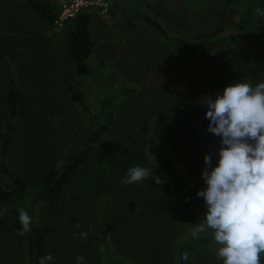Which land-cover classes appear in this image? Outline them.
<instances>
[{
    "label": "rangeland",
    "instance_id": "1",
    "mask_svg": "<svg viewBox=\"0 0 264 264\" xmlns=\"http://www.w3.org/2000/svg\"><path fill=\"white\" fill-rule=\"evenodd\" d=\"M57 13V0H50ZM106 14L90 8L89 63L98 86L80 76L67 59L70 20L59 27L44 26L23 6V0H0V54L10 65L22 90L26 116L19 123L6 155V166L31 186L46 169L58 166L66 151L88 126L83 110L71 99L67 85L80 92L96 116L106 94H120L116 123L106 133L90 159L82 165L59 200L36 209V221L46 238L42 256L51 254V264H106L100 251L104 239L97 229L100 202L108 206L107 243L125 264H179L178 245L190 238L191 228L175 201L170 183L153 162L146 139L157 116L163 117L160 147L179 169L199 224L207 209L196 193L206 187L201 178L204 156L215 167L220 142L196 119L203 99L236 83H251L255 69L264 62V19L245 36H235V27L246 11L239 0H108ZM155 19L170 37L187 41L204 35L220 41L214 50L192 64L176 59L162 41L136 17ZM129 24H134L130 28ZM222 28V31L215 29ZM225 41H222V40ZM0 65V134L7 128V85ZM4 72V74H3ZM256 73V72H255ZM261 83H264L261 82ZM150 168L162 183L151 178L140 184L121 183L130 167ZM0 216V264H27L26 245L16 235L12 208ZM80 227L77 228L76 224ZM80 240L74 233L88 232ZM264 264V252L261 254ZM193 264H220L215 243L210 240Z\"/></svg>",
    "mask_w": 264,
    "mask_h": 264
},
{
    "label": "trees",
    "instance_id": "2",
    "mask_svg": "<svg viewBox=\"0 0 264 264\" xmlns=\"http://www.w3.org/2000/svg\"><path fill=\"white\" fill-rule=\"evenodd\" d=\"M227 1L230 2V0ZM239 1L246 4V11L240 16L236 24V37L245 36L260 20L264 19V17L258 16L255 13V8L257 7L264 9V0ZM23 6L36 15L44 26L49 27L53 24L56 13L55 7L51 5L50 0H23ZM136 17L143 26L157 35L176 59H185L186 65L192 64L200 55H205L221 44L220 41L212 39V35H204L203 39L198 41L173 38L168 35L167 31L155 19L144 14H137ZM90 21L91 17L88 13H81L69 21L72 28L68 31L66 55L76 74L89 77L101 87L99 79L89 63V58L93 52V45L89 32ZM129 27L134 28L135 25L129 24ZM222 30V28L215 29L216 32ZM222 41L225 40L223 39ZM1 54L0 65L2 66V71L4 70L5 72L4 79L7 85L6 108L8 123L5 132L0 134V206L5 207L8 204L13 206L15 202H19L21 207H25L29 215L32 216L33 223L31 232L25 234L23 237L20 236V238L26 245V255L28 257L27 264H38V258L42 256L46 246V238L36 221L37 207L43 203L59 200L62 197L64 190L72 182L79 168L87 163L102 137L115 125L117 119V99L120 95H128L130 91L123 90L120 94H106L101 103V111L98 115L93 116L90 114L82 94L76 91L72 86L67 85L66 89L67 92L70 93L71 99L86 114L88 126L82 133L81 138L66 151L61 163L58 166L46 169L40 177H37L35 184L31 186L22 176H19L6 166V155L14 142L19 123L26 116V103L22 90L15 82L10 65L3 59ZM255 72L253 81L256 85L264 81V62L260 64V67L255 69ZM194 116L196 119L201 120V126L206 132L212 138L220 142L219 137L207 131L208 121L206 119V112L201 109H196L194 111ZM162 126L163 117L158 115L153 129L146 139L147 147L153 156V162L157 169L156 171L170 183L175 201L192 230V225L198 224L194 207L179 169H177L170 158L164 154L160 147ZM29 203L30 207L28 206ZM100 204V219L97 229L104 239L102 248L104 249L103 256L106 260V264H125L120 257H118L117 253L111 249L106 240L110 227L108 214L110 200H105L104 202H100ZM11 211L12 218H14L15 221L14 227L16 231H19L20 224L18 213L14 208H12ZM210 240L211 235L209 233L200 240L193 239L190 236L185 243L178 245L177 254L179 257V264H193L197 254L209 244ZM184 251H188L190 254L188 261H183L181 259V254Z\"/></svg>",
    "mask_w": 264,
    "mask_h": 264
},
{
    "label": "clouds",
    "instance_id": "3",
    "mask_svg": "<svg viewBox=\"0 0 264 264\" xmlns=\"http://www.w3.org/2000/svg\"><path fill=\"white\" fill-rule=\"evenodd\" d=\"M264 17V9L255 8ZM207 131L220 138L216 166L212 156L205 155L201 178L206 187L196 193L207 211L199 224L192 225L191 237L196 240L210 233L215 243V257L220 264H262L264 252V83H236L227 86L223 95L206 96ZM151 178L162 181L147 167H130L121 183L140 184ZM30 207V203L28 205ZM0 208V216L8 212ZM20 230L16 235L31 232L32 216L25 207L18 209ZM76 227L80 225L77 223ZM88 232L74 233L80 240ZM104 251L103 248L100 249ZM189 252L181 254L189 260ZM53 256L38 258V264H51ZM76 264H84L77 256Z\"/></svg>",
    "mask_w": 264,
    "mask_h": 264
},
{
    "label": "built area",
    "instance_id": "4",
    "mask_svg": "<svg viewBox=\"0 0 264 264\" xmlns=\"http://www.w3.org/2000/svg\"><path fill=\"white\" fill-rule=\"evenodd\" d=\"M58 11L53 21L54 27L74 19L77 15L90 8H99L106 14L109 10L108 0H57Z\"/></svg>",
    "mask_w": 264,
    "mask_h": 264
}]
</instances>
